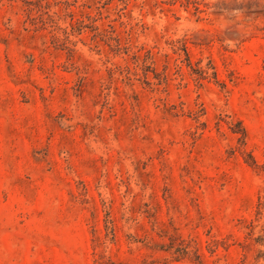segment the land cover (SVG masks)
<instances>
[{
  "label": "rangeland",
  "instance_id": "rangeland-1",
  "mask_svg": "<svg viewBox=\"0 0 264 264\" xmlns=\"http://www.w3.org/2000/svg\"><path fill=\"white\" fill-rule=\"evenodd\" d=\"M264 0H0V264H264Z\"/></svg>",
  "mask_w": 264,
  "mask_h": 264
},
{
  "label": "trees",
  "instance_id": "trees-1",
  "mask_svg": "<svg viewBox=\"0 0 264 264\" xmlns=\"http://www.w3.org/2000/svg\"><path fill=\"white\" fill-rule=\"evenodd\" d=\"M264 202H262V204H263Z\"/></svg>",
  "mask_w": 264,
  "mask_h": 264
}]
</instances>
